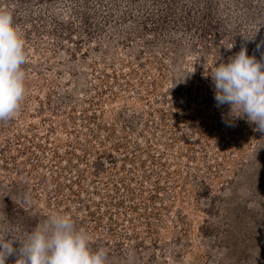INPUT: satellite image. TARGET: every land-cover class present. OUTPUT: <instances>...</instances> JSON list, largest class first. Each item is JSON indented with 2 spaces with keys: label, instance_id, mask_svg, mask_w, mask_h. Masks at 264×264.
<instances>
[{
  "label": "rangeland",
  "instance_id": "obj_1",
  "mask_svg": "<svg viewBox=\"0 0 264 264\" xmlns=\"http://www.w3.org/2000/svg\"><path fill=\"white\" fill-rule=\"evenodd\" d=\"M0 10L26 51L24 99L0 121V232L59 212L106 264H264V132L217 106L211 77L242 47L261 59L264 0Z\"/></svg>",
  "mask_w": 264,
  "mask_h": 264
},
{
  "label": "clouds",
  "instance_id": "obj_2",
  "mask_svg": "<svg viewBox=\"0 0 264 264\" xmlns=\"http://www.w3.org/2000/svg\"><path fill=\"white\" fill-rule=\"evenodd\" d=\"M261 44H257V49ZM26 51L13 15L0 10V121L11 119L25 95ZM217 106L228 104L234 118L247 117L264 132V53L249 55L246 47L211 68ZM19 242V247H14ZM17 254L16 264H106L104 248L89 247V234L67 213H52L24 239L0 232V264Z\"/></svg>",
  "mask_w": 264,
  "mask_h": 264
},
{
  "label": "water",
  "instance_id": "obj_3",
  "mask_svg": "<svg viewBox=\"0 0 264 264\" xmlns=\"http://www.w3.org/2000/svg\"><path fill=\"white\" fill-rule=\"evenodd\" d=\"M205 204H208V201H205Z\"/></svg>",
  "mask_w": 264,
  "mask_h": 264
}]
</instances>
